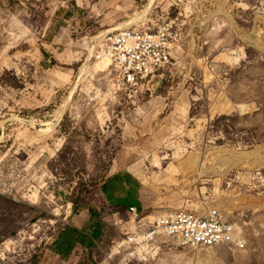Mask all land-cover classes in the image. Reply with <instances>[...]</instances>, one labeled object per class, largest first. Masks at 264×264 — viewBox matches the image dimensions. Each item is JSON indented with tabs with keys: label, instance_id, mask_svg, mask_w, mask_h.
<instances>
[{
	"label": "rangeland",
	"instance_id": "374dc122",
	"mask_svg": "<svg viewBox=\"0 0 264 264\" xmlns=\"http://www.w3.org/2000/svg\"><path fill=\"white\" fill-rule=\"evenodd\" d=\"M150 1L0 0V264L45 262L72 201L103 223L88 264H264V0ZM149 3L130 26L173 19L174 65L133 87L90 41ZM120 170L151 222L219 207L246 246L140 254L100 192Z\"/></svg>",
	"mask_w": 264,
	"mask_h": 264
},
{
	"label": "built area",
	"instance_id": "2783aa9c",
	"mask_svg": "<svg viewBox=\"0 0 264 264\" xmlns=\"http://www.w3.org/2000/svg\"><path fill=\"white\" fill-rule=\"evenodd\" d=\"M203 1L174 0L177 6L198 5ZM174 24L171 19L155 28L129 26L107 30L96 39L93 56L96 60L108 58L123 82L137 86L174 65ZM129 214L133 228L129 227L126 244L135 246L139 253L163 241L196 250L219 246L244 249L246 246L241 227L229 220L219 207L197 212H164L152 222L149 216L142 215L135 208H130Z\"/></svg>",
	"mask_w": 264,
	"mask_h": 264
},
{
	"label": "trees",
	"instance_id": "16d2710c",
	"mask_svg": "<svg viewBox=\"0 0 264 264\" xmlns=\"http://www.w3.org/2000/svg\"><path fill=\"white\" fill-rule=\"evenodd\" d=\"M112 178L113 174L100 183V192L104 201L113 213L127 214L126 212H128L129 214L128 207L122 202L121 191L123 188L120 185L118 195L114 197L107 195L106 189L111 185L110 180ZM72 204L74 206L71 215L72 223L61 229L54 242L48 244L47 259L42 264H88V257H91L94 260L93 262L97 263L94 257V249L97 247L98 242H101L104 235L100 213L84 208L86 218L83 219L80 218V213L77 214V210L82 206L77 205L76 201H72ZM87 218L89 219L87 220ZM41 257L38 256L37 258L41 259Z\"/></svg>",
	"mask_w": 264,
	"mask_h": 264
},
{
	"label": "crops",
	"instance_id": "0c3cea01",
	"mask_svg": "<svg viewBox=\"0 0 264 264\" xmlns=\"http://www.w3.org/2000/svg\"><path fill=\"white\" fill-rule=\"evenodd\" d=\"M110 181L111 185L106 189L107 195H109L110 197L118 195V189L120 185L123 188V190L121 191L123 197L122 202L128 207V209L135 208L139 213L145 215L144 209L142 210L143 206H138L135 204V202L142 204L141 200L139 199L140 183L136 178H134L126 171L120 170L113 174V178ZM126 213L127 215H129L128 212Z\"/></svg>",
	"mask_w": 264,
	"mask_h": 264
},
{
	"label": "bare ground",
	"instance_id": "6f19581e",
	"mask_svg": "<svg viewBox=\"0 0 264 264\" xmlns=\"http://www.w3.org/2000/svg\"><path fill=\"white\" fill-rule=\"evenodd\" d=\"M152 1H153V0H151L150 2L152 3ZM150 7H151V4L149 3V5H148L145 9L139 11V12H138L135 16H133L131 19L122 22V23L119 24L117 27L112 28V29H109L108 31L115 30V29H121V28H125V27H129L132 23H138V22H140V21H143V20L146 18V16L148 15V11H149ZM105 32H106V31H105ZM105 32H103L101 35H103ZM101 35H99V36H101ZM99 36L93 38V39L90 41V44L93 45V42H95V45H96V39H97ZM104 61H107V65L110 64V62H109L110 60H109L108 58L99 59V62H104ZM70 100H71V99H70ZM69 102H70V101H69ZM63 109H64V108H63ZM63 113H64V112H63ZM249 155H251V154H249ZM247 159L249 160V157H248Z\"/></svg>",
	"mask_w": 264,
	"mask_h": 264
}]
</instances>
